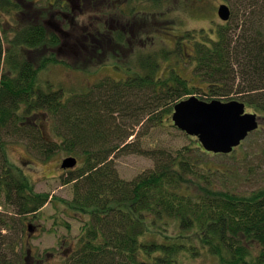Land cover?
Listing matches in <instances>:
<instances>
[{
    "label": "trees",
    "instance_id": "1",
    "mask_svg": "<svg viewBox=\"0 0 264 264\" xmlns=\"http://www.w3.org/2000/svg\"><path fill=\"white\" fill-rule=\"evenodd\" d=\"M100 1L104 5L99 7L98 2L89 4L88 0L83 13L89 17L94 11L104 14L99 9L112 11L109 1ZM234 1L240 16L232 8L227 22L197 34L179 35L173 49L163 48L160 53L161 59L173 57L186 63L183 48L192 40L194 52L187 63L193 66L198 82L206 84V91L190 86L174 67L167 76L159 75V52H147L145 58H135L140 63L134 74L128 76L133 67L129 61L127 77L105 78L85 92L66 97L38 77L50 64L67 65L52 51L56 45L57 50L63 47L61 37L34 19L13 27L10 37L0 29V205L11 208L14 215H0V264L45 262L46 254L33 257L28 249L22 251L23 236L11 238V232L15 223L53 202L48 193L35 192L30 180L9 160L7 135L25 141L27 149L42 160L63 152L77 161L62 182L70 185V198L58 200L62 206H55L80 224L72 235L70 222H54L64 227L67 236L57 239L58 246L49 255L61 254L62 264H182L203 256L213 259L212 264H264V182L242 192L204 171L202 164L210 153L194 137L187 136L191 144L175 150L164 145L148 149L152 130L176 129L170 119L174 105L199 90L203 101L235 99L264 121V0ZM19 9L16 0H0V12L19 13ZM34 9L28 15L42 10ZM162 15L155 32L146 31V38L162 42L163 35L170 34L168 26H175L174 20L162 19ZM70 21L71 28L74 21ZM139 26L98 36L91 22L81 23L83 44L75 47L79 35L70 54L76 58L87 53L84 62L93 63L107 45L117 57L126 50L137 53L146 36L136 29ZM39 53L41 63L35 66L33 60ZM260 133L264 134V128L247 138ZM243 142L230 154L218 155L235 158ZM128 154L148 157L152 167L131 180L121 178L115 158ZM173 230L177 232L169 235ZM66 240L70 242L63 252Z\"/></svg>",
    "mask_w": 264,
    "mask_h": 264
},
{
    "label": "rangeland",
    "instance_id": "2",
    "mask_svg": "<svg viewBox=\"0 0 264 264\" xmlns=\"http://www.w3.org/2000/svg\"><path fill=\"white\" fill-rule=\"evenodd\" d=\"M18 1L19 2L16 0L17 4L22 8L19 9V13L18 11L15 13H13V11L10 14L0 12V29H4L8 34V37H10L11 35H14L13 27L17 25L22 26L27 23V21H32L34 19L35 22L40 21L39 23L41 24H43L44 21L51 22L50 24L44 23L43 25H48L45 27L49 28V32L56 33L61 37L60 39L63 41L62 45L64 48L63 52L57 53L58 45H56L53 47L54 49H52L53 53L67 65L50 64L45 69L38 72V77L43 83L46 81L51 83L53 85V90L61 89L66 97L71 94L85 92L90 86H93L105 78L119 80L127 77L126 72L130 66L129 61L133 67L131 66L128 76L130 73V75L134 74L138 71L141 56L142 58H145L148 55L147 52L152 54L159 52L157 57L158 61H160L162 58L160 53L163 48L169 50L173 49L175 47V38H177V36L189 32L197 34L202 30H209L213 25L222 23L216 15V9L221 3L227 4L230 9L233 8V14L234 12H238L240 16L242 13L241 10L238 9L240 7L234 0H131V2H129V18L132 21L135 17L136 21H139L141 26V28L139 26L136 29L143 33V35L148 29H151L149 32L152 34V32H155L154 28L158 25L156 24L157 18L160 17V14H163L162 19L166 18V20H174L175 26H168L171 27V31H169L170 34L163 35L165 37L162 38L161 42L153 36L151 39L146 38L148 33L146 32V36L142 37V41L140 42L139 50L137 49L139 55L134 51L126 50L123 53L119 52L118 56L120 57H117L112 55L113 48L107 45L102 49L106 51L102 56L94 57V61L97 62L85 63L83 59L88 57L87 53L77 54V57L74 58L70 54L71 49L67 47L72 45V42L76 37L79 35L81 36V23H84V25L87 26V24L91 22L94 27L95 24L97 25L98 23L101 32L107 34L105 27L102 28V25L104 22H107V28L113 26L111 23L112 16L117 18L116 15L118 14L115 8H113L112 11L101 9L104 14H101L98 18L97 14H94L95 11L90 12L88 17V13L83 15L76 7L73 10L74 12H71L70 10L66 11L64 10L65 8H63L62 11H64L66 15L59 14L57 12L58 8L50 7V5L43 10L48 1L52 2V0ZM183 2H185V4L180 5ZM29 6L30 8H28ZM34 6L39 7L42 10L38 11L39 13H35L34 16L28 15L27 11H30V14L35 11ZM131 7L132 9H130ZM21 10L24 14L20 13ZM70 19L74 21L71 28L68 27V23L71 22ZM57 30L61 33L65 31V34L61 35ZM193 38L194 36L190 37V39ZM133 39L134 38H132V40ZM191 42L192 40L185 42L183 48L182 58L186 63L173 57L171 59L163 58L161 59L162 68H160L158 74L167 76L170 67H174L181 77L189 81L188 84L190 86H197L206 91V84L198 82V78L194 75L193 66L187 63V60L190 58L188 56L194 52V47ZM104 43L107 44V41H104ZM189 43L192 46L189 45ZM87 45L88 47L93 48L91 47L92 44L90 42H88ZM134 45H137L136 42ZM159 47L161 48L160 51L158 50ZM133 49H135L134 46ZM191 50H193V52ZM137 56H140L138 62L135 61ZM41 58L42 54L40 53L34 57L33 63L35 66L41 63ZM74 62H78V65L74 64ZM201 94L203 93L199 90L194 96L199 98L200 96H203ZM229 101H232V99ZM247 112L250 111L247 110ZM161 128L163 131L160 129L157 130V128L152 130L153 139H150L153 140V143L148 144V149L164 145L167 147L165 148L167 150H175L183 145L191 144V141L187 138L186 134L180 130ZM259 128H264V121L261 119L259 121ZM7 136L10 138L6 144V155L9 160L21 170L22 174L25 175L28 180H30L35 192L48 193L50 198H53V202L51 201L41 208L37 215H29L26 218H22L23 220L22 222H19L20 224H17L18 222L15 223L14 229L11 232V238L18 237L20 239V237L23 236L22 251L28 249L33 257L36 254H46L45 262H42L41 264H62L63 260L61 254H55L53 256L49 255L51 250L58 246L59 240L57 239H65L66 237L62 238V236H67L64 227L54 225V222H70L72 235H75L78 232V227L80 226L77 220H72L70 217L62 214L60 209H56L55 207L62 206L58 200H67L70 198V185H62L63 180L69 177V174L60 168L61 161L68 157V155L63 152H56L50 159L42 160L27 149L25 141L17 139V136ZM132 138L133 137L130 139ZM155 138L158 139L155 140ZM248 139L249 138L243 142L245 145L235 151V158H228L226 156L214 154L206 156L205 164H202L204 171L208 170L210 173L223 178L222 180L226 181V185L230 184L242 192L249 191L258 184L261 185L264 182V134L260 133L252 136L249 140ZM246 154L249 157L246 156ZM115 164L118 175L125 180H131L141 172L152 167V161L148 157L140 154L119 156L115 158ZM228 169H230L232 173L228 172ZM222 173H225L226 175H223ZM0 213L2 216H14L11 214V208L5 209L1 205ZM55 217L58 219L55 220ZM29 226H31L33 230H28ZM21 229H23V232ZM176 232L177 231L173 230L168 234L174 235ZM69 242L70 240L65 241L66 245L61 248L62 251L68 248L69 244L67 245V243ZM20 248L21 246H18V250ZM31 262L36 264L33 259L30 263ZM212 263L213 259L209 260L203 256L194 260H184L182 264Z\"/></svg>",
    "mask_w": 264,
    "mask_h": 264
},
{
    "label": "water",
    "instance_id": "3",
    "mask_svg": "<svg viewBox=\"0 0 264 264\" xmlns=\"http://www.w3.org/2000/svg\"><path fill=\"white\" fill-rule=\"evenodd\" d=\"M217 15L222 21H227L230 8L225 4L219 5ZM171 119L177 129L196 137L202 148L213 154L231 153L258 127L256 114L246 112L243 102H207L195 96L176 103ZM75 165L74 158H66L61 168H72Z\"/></svg>",
    "mask_w": 264,
    "mask_h": 264
},
{
    "label": "flooded vegetation",
    "instance_id": "4",
    "mask_svg": "<svg viewBox=\"0 0 264 264\" xmlns=\"http://www.w3.org/2000/svg\"><path fill=\"white\" fill-rule=\"evenodd\" d=\"M106 1H109L110 3V7L112 6V10L113 8L116 9L117 11V15L116 17L117 18H114L112 16V20H111V23L113 24V26H110L109 28H107V22H104L103 25H102V28L105 27V31L107 32V34H103L101 32V29H100V26L99 24L97 23V25L95 24V33L96 35H109L110 34H113L114 32L118 31L119 28H122L123 30H131V28L136 24V23H139L136 21V18L134 17V21L130 20L129 18V13H130V10H129V2L130 0H106ZM17 2H19L17 0ZM88 2V0H52V2L49 1V4L51 7H54L56 6V8H58L57 12L59 14H63V15H66L64 11H62L63 8H69V10L71 12H74V8H78L81 13L83 15H85L83 13V10H82V7L85 5V3ZM95 2H98L99 4V7L100 5L103 6L104 4L101 3L100 0H89V4H94ZM90 6V5H89ZM101 9H99L98 11H100ZM97 11V12H98ZM101 14H98L97 17L99 18ZM120 17V18H119ZM72 19V18H71ZM70 19V20H71ZM84 22V21H83ZM43 23L45 24H50L51 22L50 21H44ZM67 23V22H66ZM111 25V24H110ZM45 26H48V25H45ZM47 28V27H46ZM49 28H47L48 30ZM58 31V30H57ZM127 31V32H128ZM61 35H64L65 34V31H63V33H61L60 31H58ZM83 37V36H82ZM84 39V38H83ZM76 44H75V47L78 48V46H81L83 44V41H82V38L81 36L78 37L76 40ZM100 46L97 47V49H99ZM67 48L69 49H72L73 48V45H69ZM65 48V49H67ZM64 48L62 47L61 49L59 48L57 50V53L58 52H63Z\"/></svg>",
    "mask_w": 264,
    "mask_h": 264
}]
</instances>
